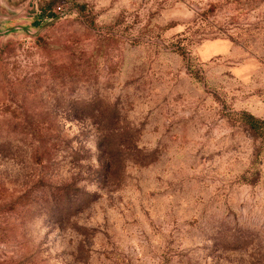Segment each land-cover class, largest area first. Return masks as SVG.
Segmentation results:
<instances>
[{"label":"rangeland","instance_id":"374dc122","mask_svg":"<svg viewBox=\"0 0 264 264\" xmlns=\"http://www.w3.org/2000/svg\"><path fill=\"white\" fill-rule=\"evenodd\" d=\"M244 114L264 0H0V264H264Z\"/></svg>","mask_w":264,"mask_h":264},{"label":"trees","instance_id":"16d2710c","mask_svg":"<svg viewBox=\"0 0 264 264\" xmlns=\"http://www.w3.org/2000/svg\"><path fill=\"white\" fill-rule=\"evenodd\" d=\"M35 25L38 23V20H35ZM241 123L243 125H245L252 133L259 135L262 132V129L264 127V122L259 119L254 117L253 115L247 114V115H243L241 118ZM104 138H106V136H104ZM108 145L109 142H101V147L103 148V153L108 155L109 154V149H108ZM108 151V152H107ZM110 155V154H109ZM110 162L114 165L115 162V158H113V156H109ZM110 170H111V164L109 166Z\"/></svg>","mask_w":264,"mask_h":264},{"label":"built area","instance_id":"2783aa9c","mask_svg":"<svg viewBox=\"0 0 264 264\" xmlns=\"http://www.w3.org/2000/svg\"><path fill=\"white\" fill-rule=\"evenodd\" d=\"M62 7H63V6H62L61 4H56V5H54V6L52 7L53 12H54L55 14H62L63 11H64V8H62Z\"/></svg>","mask_w":264,"mask_h":264}]
</instances>
